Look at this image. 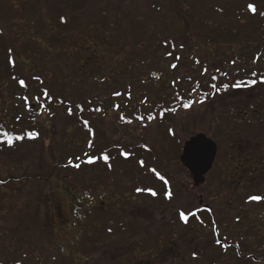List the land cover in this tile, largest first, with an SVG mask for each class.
Here are the masks:
<instances>
[{
	"label": "trees",
	"instance_id": "obj_1",
	"mask_svg": "<svg viewBox=\"0 0 264 264\" xmlns=\"http://www.w3.org/2000/svg\"><path fill=\"white\" fill-rule=\"evenodd\" d=\"M95 1L97 0H0V41L9 42L8 48L2 44L4 50L1 46L0 51H5V60L8 61L9 68L15 72L22 67V61L19 62L22 58L30 59L25 63L28 69L22 70L26 75L17 78L16 74L13 78L17 83L12 81L21 91L22 100L33 98V102L30 100L32 104L20 109L17 117L0 118V131L24 136L22 141H14L11 147L6 143H0V153L4 152L10 156L27 147L30 149L47 144L44 145L46 150L43 148L44 154H38L35 160L40 173L30 171L20 178L11 174L5 180L0 176V184H25L26 181L37 180L36 178L40 176L43 180L56 178L55 181L60 183L69 182L76 187L77 193L85 194L84 177L92 175L93 172H101L105 176L100 177V185L114 192V186L119 188L120 184L123 186L136 181L135 184L141 185L143 182L136 175L140 173L142 176L146 175L148 181L142 187L137 185V188L144 189L145 185L165 186V192L160 199L170 205L179 188L190 194L191 186L197 187L193 176L181 162L183 147L180 149L178 147L181 144L178 129H182L189 121L191 123L195 118L194 114L200 112L201 108L209 106L214 108L208 112L209 117L220 114L216 113L217 110L223 113L224 109L232 116L231 112L239 110L243 103L238 100L217 105V102L219 104V99L227 94L240 99L246 91L252 93L248 104L259 108L260 116L264 117V83H259V80L264 78V1L259 3L250 0L243 2L155 0L151 4L153 12L150 18L140 24L144 27L143 33L135 38L121 30V22L125 19L124 15L122 18L115 13L116 9L109 13H100L99 10L92 13L91 5ZM249 4L255 6V14L249 11ZM179 5L180 7H177ZM26 8L31 10L27 11ZM21 9L23 13L17 14ZM34 20L40 24L44 22V28L51 33V37L46 34L36 37L33 32ZM20 22L23 24L20 25ZM104 22L111 25L109 30ZM19 29L30 33L31 38L35 40L26 37L13 39ZM3 31L7 36L1 34ZM92 31L94 38L90 35ZM84 35L87 37L79 44ZM128 38H132L134 42H124ZM116 39L126 43L122 47L126 52L122 55L126 58L124 63H132L133 68L137 69L136 71L131 69L134 77L124 78L115 70L114 78L105 77L103 80L105 83L102 89L108 96L106 100L99 101L98 94L84 96L85 90L90 88L87 83L92 67L90 64L95 65L90 57L100 54L102 44L110 48L112 41ZM19 41L21 43L17 44ZM232 44L236 49L230 55H226L220 49H217L216 55L204 54L206 47H232ZM17 46L20 47V52ZM31 46L34 52L28 56L26 50ZM196 51L204 54L203 58L207 60L205 63L201 64L199 60H195ZM101 56L105 58V54L102 53ZM162 56L172 60L170 69L165 70L168 76L161 79L154 76L144 80L140 75L143 72L141 66L149 61L148 64L152 66L160 65L157 59ZM95 61H100L98 62L100 66L105 64V60ZM195 63L199 68L194 67ZM173 64L176 65L175 68L172 67ZM26 65H23L24 68ZM66 68H70L74 76L62 77V84L59 85V76ZM85 70L89 71V74L82 76ZM154 71L158 72V69ZM7 72L9 74V71ZM253 73L256 75L253 76ZM214 76L215 80L212 79ZM252 79L258 81L255 86L240 89L231 87L237 80ZM21 80L24 81V85L20 84ZM73 81L76 88L69 99L65 91L68 90V86L71 88ZM213 84L216 85L215 89L212 87ZM223 84H228L229 88L225 90ZM130 89L137 91L133 107L130 103L132 100ZM44 93L48 95L45 96ZM254 94L257 96L253 97ZM188 100L196 103L191 108L184 109L182 101ZM200 100L204 102L199 103ZM97 108L101 111H94ZM171 108H175L176 111H168ZM226 114L223 116L226 117ZM114 115L117 116V120H114ZM150 115L156 118L149 121ZM121 116L132 123L124 122L120 119ZM138 116L144 118L143 122L136 119ZM61 117L73 119L77 124L75 129L78 128L79 134L86 141H82L81 138L70 139L68 136L66 141H61L56 133L57 129L53 130L51 127L56 118ZM103 126L109 128L108 135L104 133ZM113 129L118 132L116 139ZM161 130L166 132L169 139L172 137L175 139L173 142L176 149L173 152L166 151L163 147L165 139L162 135L159 134V143L151 139L153 133ZM28 132H36L37 138L29 139L26 135ZM232 134L234 135L233 132ZM67 135H70L69 131ZM51 141L52 146L49 143ZM84 143L87 151L83 150ZM176 151H179V154L175 158L173 155ZM122 153H126L127 156ZM43 155H46L47 159L40 158ZM105 155L109 157L107 162L103 159ZM171 156L174 159L169 160ZM89 159L94 162L89 163ZM75 165L80 167L77 168ZM130 167L136 168L137 173L121 180L119 174L129 173ZM178 168L182 172H178L176 170ZM168 170L184 175V178L189 179L191 186L184 187L183 180L179 179L180 174L172 177ZM211 173L209 172L206 178ZM165 181L169 184L166 185ZM45 182L48 181L43 183ZM199 184L201 186L205 183ZM96 187L100 186L97 184ZM137 190L134 194L139 195L140 191ZM168 193H171V198L168 197ZM116 194L118 202L114 203L113 200L106 205L110 208L109 215L103 216L99 211L101 209L95 210L89 214V219L85 222L77 216L79 209L84 206L79 203L76 195L71 196L72 220L61 225L64 230L68 229L65 242L72 239L69 238L72 231L75 234L71 250L60 241L51 221L44 224L45 237L49 236L51 242L47 248L42 246L34 248L31 243L25 242L10 245L11 243H6V239L2 237L0 264H174L181 260L177 250L180 248L179 242L184 240V233L187 234L196 223L198 226H205L206 222L201 216L192 215L193 210L185 213L188 221H182L178 209L174 219L172 216L168 219L163 218L153 225L155 214L152 213L151 207H141L140 204L138 213L134 212L137 203L133 206L129 198L122 196L121 192ZM90 206L91 209H96L93 205ZM140 207L143 210H140ZM241 215L242 211L234 218L236 225L244 222ZM48 220L51 218L48 217ZM216 225L219 228L218 220ZM215 234L219 233L215 231ZM238 246L220 247L222 256L232 251L239 261L252 264L250 260H254L255 264L261 263L255 256H250L249 259L239 258V255L251 253V249L244 242Z\"/></svg>",
	"mask_w": 264,
	"mask_h": 264
},
{
	"label": "rangeland",
	"instance_id": "obj_2",
	"mask_svg": "<svg viewBox=\"0 0 264 264\" xmlns=\"http://www.w3.org/2000/svg\"><path fill=\"white\" fill-rule=\"evenodd\" d=\"M154 1L155 0H97L94 2V4L91 5V8L92 13L99 11H101L100 13H109L116 9L117 11L115 13H118V15L122 16V18L124 15L125 19L121 22V30L126 32L127 35L131 36L132 38H135L139 37L143 33L144 27L140 24H142L143 20H148L150 18L153 12V10L151 11V4H153ZM240 1L243 2L244 0ZM250 1L261 3L264 0ZM177 7H180V5ZM5 9L9 10L8 8ZM26 10L30 11L31 9L26 8ZM22 13L23 9L19 10V13L17 14ZM34 21L35 26L33 32L36 37H41L45 34L48 37H51V33H48L49 31H46V27L44 28V22L40 24L36 20ZM19 24L22 25L23 23L20 22ZM104 25L107 27V30L110 29V24H106V22H104ZM19 30L20 31H17L15 33L16 35L13 37V39H24L25 37L26 39H32V35L30 33L22 32L21 29ZM238 31L239 30H237V32ZM3 33L7 36L4 31L1 34ZM90 35L92 36V38H94L93 31L90 33ZM82 37L83 38L81 42H78L79 44H81L87 36L84 35ZM132 38H128L124 42L133 43L134 41ZM13 39L11 41H13ZM120 41H118V39L112 41V45L110 48H107L104 44H102V50L99 52L100 54L96 57H90L92 59V61H90L95 65L90 64V66H92L90 68V74L87 70L82 73V76H86L88 74L90 75L87 80L90 88H87L85 90L84 96L98 94L99 101L106 100L108 96L102 89L105 83L103 80L105 77L114 78V75H116L114 74L115 70L116 72L119 71L121 73L120 75L124 78H131L132 76L134 77L131 69H134L135 71L137 69L133 68L132 63H124L126 61V58L123 55L126 51L122 47L125 46L126 43ZM151 41L154 43L153 40ZM20 43L21 41L17 42V44ZM2 44L8 48L7 45H9V42L7 43V41H5L3 43L2 41H0V47L2 46ZM17 48L20 52V47L17 46ZM213 48L214 47L212 46L206 47L204 49V54L213 53V55H216L217 49H220L221 51L225 52L226 55H230L236 49H234L233 44L232 47L221 46L214 49ZM2 49L4 50L3 46ZM33 49L34 48L32 46L30 48H27L26 55L30 56L34 52ZM102 53L105 54V58L101 56ZM204 54L202 52L196 51L195 60H199L201 64L205 63L207 60L203 58ZM5 57V51H0V118L3 119L9 117H17L20 109L29 107L30 104H32L30 103V100L31 102H33V98H30L29 96V98H25L26 100H22L23 98L22 96H20L22 94L21 91L17 88L16 84L13 83L14 81L17 83L16 79L13 78L14 75L17 74V78H22L26 75V73L22 70L28 69V66L25 63H28L30 59L25 56L26 58H22L20 61L18 60L19 62L22 61L23 65L26 66L24 68V66L22 65V67H20V69L15 72L9 68L10 65L8 61L6 62ZM96 59L105 60V64L102 66L98 65V62L100 61L96 62ZM157 62H160V65L155 64L152 66L148 64L150 63L149 61L141 66L143 72L140 75L144 80L151 79L154 76L160 77V79L168 76L165 70L170 69L172 60L165 59L164 56H162L157 59ZM194 67L199 68L196 63ZM155 69H158V72H155ZM7 71H9V74ZM73 74L74 73L70 68L64 69L63 73L59 76L58 84H62V77L69 78V76H74ZM98 80L103 82H98ZM74 83L75 82L73 81L71 84V88H69L68 86V90L65 91L68 94L69 99H71V94L75 91L76 88H74ZM130 91L132 95V100L130 103L132 105L135 101V98L137 97V91H132L131 89ZM31 94L32 92H30V96L32 97ZM243 94L244 95H242L240 99L234 97L231 94H227L219 99V104L217 102V105H221L223 102L224 104H226V102L231 103L233 101L239 100L240 103L244 104L241 108H247L250 105L248 103L251 99L250 95L252 93L244 91ZM256 96L257 95L254 94L253 97ZM212 109L214 108L209 106H206V108L204 109L201 108L200 112L194 114L195 118L191 123H189V121L183 126L182 129H178L181 139V144L180 146H178L179 149L181 148V146L183 147L185 141H188L190 138L195 137L199 134H203L214 141L219 149L217 165H215V169L206 179L207 181L205 185L199 188H194L193 186H191L189 183V179L184 178V175L182 176L181 173H178L182 172L179 171L180 167L176 169L178 170V172H175L174 170H168L172 177H177V174H180L179 179L183 180L184 187L191 186L192 189L191 193L189 194L183 192L182 189L180 190V188L178 189L177 187L176 189H178V193H175L174 201L170 205H167V203H164L160 199L162 197V194L165 192V186L159 185L149 187L148 185H145L144 189L139 188L140 193L139 195H136L134 193L138 189L137 185H139L140 183L135 184L136 181H132L124 184L123 186H121L120 184L119 188L114 186V192H112L100 185V177L105 176V174L102 175L101 172H93L92 175H86V177H84L86 195L77 193L76 187L71 185L69 182L60 183L55 181L56 178L43 180L39 176V178H36L37 180H33L31 182L26 181L25 184H0V240L3 237L4 239H6V243H11L10 245H18L21 242H25L27 244L31 243L34 248L40 246L47 248L50 245H48V243L51 242H49V236L45 237L46 229H44V224H49V222L53 221V226L58 233L57 236L61 239L60 241L65 243L67 249L70 248L71 250L73 242L72 239L75 234L72 231L71 236L69 237H72V239H69L65 242L64 239L66 237V231L68 229L66 228L64 230L63 226H61L67 221L70 222V220H72L73 212L71 210V196L76 195L79 203L84 206V208L79 209L77 216L79 219H82L85 222L89 219V214H91L92 211L95 210L101 209L99 210L100 214L103 213V216L109 215L110 208L106 207V205L112 203L113 200L114 203L118 202L119 198L117 197L118 195L116 193L121 192L122 196L129 198L130 203L133 206H135L137 203V208H135V210L131 208L134 212L138 213L137 209L140 204L141 207H151L150 209L152 213L155 214V218L153 219L152 224H156L163 218L168 219L171 216L173 217L172 219H174L176 217L177 209L180 211H184V213L193 210L191 213H195V215L197 214L201 216L203 221L206 222L204 223L205 226L202 227L198 226L196 223L192 226L193 228L189 229L187 234L184 233V240L179 242L180 248L177 250L180 253L179 257L181 260L179 262H175L174 264H248L246 262L239 261L236 258L237 255L232 251L223 256L221 254L222 250L220 249V247H239L238 244H241L242 242L248 245V247L251 249V253L248 252V254L239 255V258L249 259L250 256H255L257 261L261 262L260 264H264V209L261 212L262 215L256 216L255 214H253L251 215V217H246L247 219L242 223H239L237 225L234 223V218L237 216V214L241 213V210H243L241 203H243V199L245 198V191L242 188H240L239 186L238 188H231L229 185V179L232 176L240 178L241 173L238 162L232 159L233 161L230 163L229 160V157L231 155L237 157L236 154L241 149V141L239 138L240 127L239 125H235V117L230 116L225 109L223 110V113L217 110L216 113L220 114L216 115L215 117H209L208 112ZM224 114H226V117L223 116ZM115 119L117 120V116L114 115V120ZM76 125L77 124L75 123V121L73 122V119L61 117L56 118L51 127L53 130L57 129L56 133L58 134V137L61 141H66L67 136L70 139L81 138L82 141H84L85 138L81 134H79L78 128L75 129ZM102 129L104 133L106 132V135H108L109 128L107 126H103ZM68 131L70 135H67ZM232 132L234 133V135L232 134ZM115 133L116 139L118 132L114 130V134ZM159 134L162 135L165 139L163 147L166 149V151L168 150L170 152H173V150L176 149L174 148L175 144L173 142V140L175 139L173 137L169 139V136L166 134V132L161 130L158 133L152 134L153 137H151V139L153 141L155 140L156 143H159ZM259 136L260 137L258 138L257 143H261V145L255 144L260 149L253 156L254 158H256V156L260 152H264V134L259 132ZM49 143L51 144V146L53 145V141ZM44 145L47 146L46 143H44ZM44 145L43 147L37 145L36 147H31L30 149L29 147H27L21 149V151L10 154V156H7L6 153L1 152V178L5 180L11 174H13V176L15 177L20 178L24 173L27 174L30 171L31 173H40V170H37L38 168L35 160H37L36 157L38 154H44L43 148L46 150ZM84 146L83 150L87 151L86 143H84ZM178 154L179 151H176L173 156L176 158ZM50 156L52 155L50 154ZM173 156L169 157V160L174 159ZM40 158L45 160L47 159V156L43 155ZM225 160L226 163H230L229 166L224 165ZM133 167H130L131 170L129 169V173L127 174L121 172V175L119 174V176L121 177L120 179L123 180L129 178L132 174H136L137 169ZM35 169L37 171H34ZM136 175H138L137 177L140 178V181L143 182L141 185H139L140 187H142L143 184H147L148 177L146 175L142 176L140 175V173H137ZM242 178L243 176L241 177V179ZM44 181L48 182L43 183ZM96 183L100 186L99 188L96 187ZM165 184L168 185V181ZM148 188H150L151 191H149ZM212 188L214 189L211 191ZM256 188V186H252L249 189L254 191ZM151 192H155L156 195L153 196ZM254 192L259 193L256 192V190ZM134 195L136 196V198ZM146 195L148 196V198H145ZM201 200H203L202 205H200ZM261 202H264V199H262ZM88 203L93 205L96 209H91V206ZM208 204L211 205V213H209L208 210L204 209V207H207ZM36 210L37 213H35ZM89 210H91L90 213ZM140 210H143V208H141ZM248 214L249 212L247 213V215ZM129 216H131V214ZM48 217H50L51 220H48ZM217 220L220 224L219 228L216 225ZM215 231H217L219 234H215ZM52 246H54V243ZM250 261H252V264H255L254 260Z\"/></svg>",
	"mask_w": 264,
	"mask_h": 264
},
{
	"label": "flooded vegetation",
	"instance_id": "obj_3",
	"mask_svg": "<svg viewBox=\"0 0 264 264\" xmlns=\"http://www.w3.org/2000/svg\"><path fill=\"white\" fill-rule=\"evenodd\" d=\"M231 114L232 117H235L234 122L238 123L240 127L239 138L241 141V149L237 152V157L231 155L229 157V160L230 163L233 160L238 162L241 173L240 178L232 176L229 179V185L231 188H238L239 186L245 191V198L243 199V203H241L243 209L241 210L243 211L242 221H245L247 219L246 217H251V215L253 214H255L256 216L262 215L261 212L264 209V202H261L262 199H264V152H260L256 156V158L253 157L260 149L255 144L261 145V143L257 142L258 138L260 137L259 132L264 134V117L260 116V109L254 108L253 105H249L247 108H240L235 112H231ZM217 161L218 152L211 172H213V170L215 169ZM229 164L226 163V160L224 161L225 166H229ZM242 176L243 178L241 179ZM201 186L200 184H197L196 188H199ZM252 186H256L257 188L255 190L259 193H255V190H250L249 188H251ZM213 189L214 188H212L211 191ZM252 195H260L262 197L261 201H250L249 198ZM202 204L203 200L200 201V205ZM210 208V204H208L207 207H204V209L208 210V212L211 213ZM248 212L249 214L247 215Z\"/></svg>",
	"mask_w": 264,
	"mask_h": 264
},
{
	"label": "water",
	"instance_id": "obj_4",
	"mask_svg": "<svg viewBox=\"0 0 264 264\" xmlns=\"http://www.w3.org/2000/svg\"><path fill=\"white\" fill-rule=\"evenodd\" d=\"M218 147L203 134L189 139L182 150L181 162L193 176L195 184L205 183L217 156Z\"/></svg>",
	"mask_w": 264,
	"mask_h": 264
},
{
	"label": "snow or ice",
	"instance_id": "obj_5",
	"mask_svg": "<svg viewBox=\"0 0 264 264\" xmlns=\"http://www.w3.org/2000/svg\"><path fill=\"white\" fill-rule=\"evenodd\" d=\"M248 9H249V11H251L253 14H255V12H256V8H255L254 5L249 4V5H248ZM172 67L175 68L176 65L173 64ZM225 75H227V74H225ZM255 75H256V74L253 73V76H255ZM212 79L215 80L216 77L214 76V77H212ZM257 82H258V81H257L256 79H252V80H248V81H245V80H237V81H235V82L231 85V87H233V88H235V89H240V88H242V87H252V86H255V85L257 84ZM259 83H264V78L260 79V80H259ZM20 84H21V85H24V81L21 80V81H20ZM212 87L215 89V88H216V85L213 84ZM223 88H224L225 90H227V89L229 88V85H228V84H223ZM44 95L47 96L48 94H47V93H44ZM117 95H119V93H117ZM203 102H204L203 100H200V101H199V103H203ZM194 103H196V101H193V100H188L187 102H183V101H182V106H183L184 109H189V108L192 107V105H193ZM117 107H118V106H117ZM94 111L99 112V111H101V109L97 108V109H94ZM168 111L175 112L176 109H175V108H171V109H168ZM71 114H72V113H71V110H69V115H71ZM161 115H163V113H161ZM155 118H156V117L150 115V116L148 117V120L151 121V120H153V119H155ZM120 119L123 120V121L126 122V123H132L131 120H126L125 117H123V116H121ZM136 119H137V120H140L141 122H143V120H144V118L141 117V116L136 117ZM85 124L87 125V121H85ZM26 135H27V137H28L29 139H35V138H37V135H38V134H37L36 132H28ZM0 137H2V139H0V143H6L9 147H11V146L13 145L14 141H22V140L24 139V136H22V135H12V134H10V133L7 132V131H0ZM122 155L127 156L126 153H122ZM103 159H104L105 162H107L108 159H109V157H108L107 155H105V156L103 157ZM88 162H89V163H92V162H94V161L91 160V159H89ZM70 163H71V162H70ZM141 164H143L142 161H141ZM75 167L79 168L80 166H79V165H75ZM152 171H153V172H156L155 169H152ZM156 175H157V176H160V174H159L158 172H156ZM160 179H163V177H160ZM165 183H167V181H165ZM137 191H140V190L138 189ZM149 191H151V190H149ZM151 194H152L153 196L156 195L155 192H151ZM168 197L171 198V193H168ZM249 199H250V201H256V202H259V201H261L262 197H261L260 195H252ZM192 215H195V213H192ZM179 218H180L182 221H184V222H187L188 219H189L188 216L185 215L184 211H180V213H179Z\"/></svg>",
	"mask_w": 264,
	"mask_h": 264
}]
</instances>
